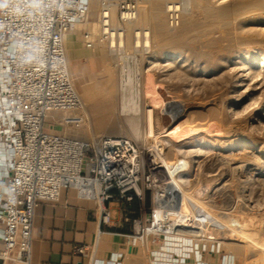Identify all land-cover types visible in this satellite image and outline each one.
Segmentation results:
<instances>
[{
    "label": "bare ground",
    "instance_id": "1",
    "mask_svg": "<svg viewBox=\"0 0 264 264\" xmlns=\"http://www.w3.org/2000/svg\"><path fill=\"white\" fill-rule=\"evenodd\" d=\"M140 1L143 3L136 5L133 19L107 42L111 55L114 47L138 48L139 54L117 50V76L112 77V68L105 64V77L99 84L95 81L83 87L81 98L83 111L87 114L86 110H90L98 126L106 119L123 116L126 133L145 145L147 161L166 176L161 189V174L158 171L152 175L154 207L162 209L155 224L163 235V244L154 252L151 264H174L173 257L177 264H187L188 258L193 259V264H214L213 257L205 258L201 250L203 241L209 249L219 239L216 232L205 228L209 224L215 225L216 231L229 228L235 232L234 251L248 253L246 264H264V172H254L253 184H245L249 209L239 213L237 227L218 218L208 203L192 198L189 189L191 172L200 169L204 158L219 155L232 165L241 153L244 157L233 167L247 169L253 160L245 154L255 160L264 157V0ZM174 13L179 19L170 25L169 16ZM83 24H91L90 30H96L92 29L95 23L88 19L77 23L65 34L64 46L67 34L77 33ZM102 50L98 46L94 53L104 63ZM150 77L153 83L146 84ZM99 91L103 93L100 97ZM150 92L163 99L164 108L159 113L161 131L155 129L156 105L150 102ZM173 93L187 100H177ZM187 117L191 120L187 121ZM186 121L188 128L178 132ZM134 147L144 167L142 156ZM240 147L239 154L231 156L236 158L225 155L227 148ZM202 171L205 176L211 172L209 167ZM177 238L179 244L172 245ZM220 245L221 242L219 252ZM142 249L145 255L150 254L147 244L143 243ZM195 255L200 259L196 260Z\"/></svg>",
    "mask_w": 264,
    "mask_h": 264
},
{
    "label": "built area",
    "instance_id": "2",
    "mask_svg": "<svg viewBox=\"0 0 264 264\" xmlns=\"http://www.w3.org/2000/svg\"><path fill=\"white\" fill-rule=\"evenodd\" d=\"M88 7L87 0H0V264L30 261L34 209L57 201L62 190L94 201L106 225L109 202L143 200L145 187L149 213L132 218L127 241L149 246L162 234L155 224L162 209L154 207V184L134 144L93 132L72 81L64 36L87 19ZM135 12L133 0H100L98 32H82L84 47L109 42ZM178 19L171 14L170 25Z\"/></svg>",
    "mask_w": 264,
    "mask_h": 264
},
{
    "label": "rangeland",
    "instance_id": "3",
    "mask_svg": "<svg viewBox=\"0 0 264 264\" xmlns=\"http://www.w3.org/2000/svg\"><path fill=\"white\" fill-rule=\"evenodd\" d=\"M99 1L100 0H89V3H88V5H89V7H88V17H87V19H88V21L90 23L91 22L95 23V21H96V16H97L98 8H99ZM133 1H135L137 6H140V4L143 3L140 0H138V1L137 0H133ZM112 9H113L112 12H111V14H112V23L114 22V24H116L117 23V10H116L115 6ZM81 23H83V22H81ZM90 25L91 24H89L88 26L85 25V24L81 25L82 26L81 27V31H80L81 39H82V32L84 30H89L94 35L97 34L98 30H97L96 24H94L92 26V29L93 28L96 29L95 31L94 30L93 31L90 30L91 29ZM123 28H125V25L123 26ZM95 32H96V34H95ZM98 46L102 47V49H103L102 51L104 52V56L105 57H104V63L100 62V64H101L100 65V69L97 72H94V73L90 74L89 76H86V77H84L82 79L80 77L75 76L72 73H70L71 77H72V81L74 83V87L77 90L80 98H81V95L83 93V87H85L87 85H91V84L96 83V82L99 84V81H101L103 79V77H105V73H106V66H104L105 64H107V67H110V69L112 68V70H111L112 73L110 72L111 76L112 77H116L117 76L116 73L118 72V70H116V69L119 68V63H120V61L117 60L119 51L121 53H124V54H131V53L132 54H136V55L139 54V51L137 50L138 48H136V49H131V48L130 49H125L124 47H120V50H119V48H117V47H114V48L112 47L114 49V51L111 52L112 53V55H111L110 54V49H108L107 41H97L95 43L93 49H97ZM117 50H118V52H117ZM106 58H107V60H106ZM108 64H110V65H108ZM99 73H100V75H99ZM98 76H99V78H98ZM150 78H149L150 80L147 79V81H145L146 84L153 83L152 77H150ZM145 88H146V90H148L147 89V85H145ZM100 94H103V93H101V91H99L98 97L101 96ZM151 94H153V93H151ZM151 94H150V97H151L150 98V102L152 104H154V106L156 105L155 106L156 107L155 113L153 115L155 129H156V131H161L162 130V122H161V118H160L161 114H159V113H160V109L162 110V108H164L163 99L159 98V97H156L154 94L151 96ZM178 94L177 93H173L172 95L173 96L174 95L178 96ZM177 96H174L177 100H180V99H181V101L187 100L181 94L178 96L179 98ZM81 100H82V98H81ZM83 102H84V100H83ZM86 111H87L86 115L88 117V120H89V123L91 125V128H92L93 132L96 135H107V136H111V137L123 136V137L131 140L134 143V145L137 147V151L140 154V156H142V159H143L144 164H145V166H144L145 174L149 173L150 178H151V180L153 182L152 175L156 174L159 171V174H161L160 175L161 177L158 176L159 177V181H158L159 184L158 185H160L161 189L163 187H165L166 176L162 175L163 174L162 170H158L157 171V169L155 168V165L153 166L147 161V150H146L145 145L142 144V142H140L139 140H134L133 138H131L129 136V134H127L128 133V128L126 126V122H125V119H124L123 116H120L119 117L120 119H116V120L114 118H112L110 120L106 119L105 121H107V122L103 123L102 126H98L96 124V121L94 120V116L92 115L90 110H89V112H88V110H86ZM196 116H197L196 114L193 115V117H196ZM47 120H50V118H48ZM186 120L190 121L191 119L189 117H187ZM187 121L181 125L182 127H180L178 129V132H184V130L188 128L189 123ZM113 124H114V126H113ZM104 125H105V128H104ZM111 125L113 126L112 129L110 128ZM106 128H108V129H106ZM54 129L55 130H60V127L59 126H54ZM103 130H105V131H103ZM140 143L142 144V146H144L143 148H141L142 146L140 145ZM146 145H147V143H146ZM241 148L242 147L237 148L236 150L227 148V153L225 155H228L229 158L231 156H235L234 154L235 153L237 154V151L239 149H241ZM246 155H247L248 158L250 157V159L253 160L252 161L253 164H251L247 169H245L244 167L234 168L236 165H239V163H240L239 160H241L244 157V155H241V153L238 156H236V157H239V160L236 161L232 165H230L229 164L230 161L228 162L225 158L223 160V158L220 157L219 155H216V156L213 155L210 158H208V157L204 158L205 160L200 164V169L198 168L197 170L192 171L191 172L192 176L190 177V179L192 180V181H190V186L191 187L189 186L191 197L194 198L195 200L201 201L203 203H205V202L208 203V204H206V203L205 204L207 206H209L215 212V214H216V216L218 218L229 220L230 221V225L231 226L235 225L236 227L239 226V225H237L238 224L237 223L238 222L237 221V219H238L237 216L239 215V213H241V214L245 213L246 210L249 209V196H248L247 191H245L246 187L249 184H253V181H254L253 180V178H254L253 174H254V172H264V157L258 158V159L255 160L254 159L255 157L254 158L251 157L252 155L245 154V156ZM236 157H231V158H236ZM247 157H245V158H247ZM144 159H146V160H144ZM145 162H148V163H145ZM231 162H233V160H231ZM152 167H154L155 170H154V168L152 169ZM206 167H209V169L211 170V172L209 173L210 175H208V176H205L204 172L202 171ZM218 177H219V179H218ZM231 178H232V180H231ZM239 181H240V183H239ZM235 182L236 183L238 182L237 185H236ZM229 183H231V184L229 185ZM247 183H248V185H247ZM143 184H144V186H147L148 182H144ZM254 185H255V182H254ZM233 186H234V188H233ZM149 187H150L151 191H153V188L151 186H149ZM230 187H232V188H230ZM205 188H206V190H205ZM236 189H237V191H236ZM239 189L241 191H239ZM191 197L188 198V199L190 201V208H193V203L191 202V199H192ZM150 200H151V192H150V190H148L147 188L144 187L143 200H136L137 201V206H138V211H139V214H141V215L135 216V217H142V219H143L144 216L148 215L149 211L147 210V207L150 204ZM205 228L212 229L213 232H216V234H217L216 237L219 238L218 242L215 245L213 243H211L209 249L207 248L209 250L208 253L206 252L207 249L205 247V241H203L201 250L203 251V254L205 255V258H207L208 256H212L213 258L211 259V261H213L214 264H234V262H235V264H241V263L242 264L243 263L246 264L245 261L249 258L248 257V253L243 252V251H239V252L238 251H234V244L237 243V241H236L237 236H236L235 232H233L229 228L228 229H221V230L218 229L216 231L215 230L216 229L215 225H213V224H209ZM217 232H219V233H217ZM162 238H163V235H160L159 239H158L159 241L156 244L147 246V250H148V252H150V254H148V255H145L144 254L145 250L143 251L142 247H140L139 254L132 256L130 258V260H129L130 262L128 264H151V260L154 259V252L157 251L159 249V246L163 244V239ZM176 240L177 241L171 242V244L172 245L179 244L178 241H180V239L177 238ZM220 242H221V245H220L221 252L218 251V247H219V243ZM182 243H184V240L182 241ZM187 243L191 244L190 241H187ZM228 243H229L230 247H227V246H229ZM231 244H232V248L233 249L231 248ZM196 247L197 246L195 244L194 248L196 249ZM169 254L171 255L172 253H169ZM234 257H235V260H234ZM237 257H238V259H237ZM173 259L175 260L174 264H177L176 263L177 259L174 258V257H173ZM195 259L196 260L200 259L199 255H198L197 258H196V255H195ZM225 259H226V261H225ZM241 259L244 260V261L242 262ZM229 260H231V261H229ZM186 261H187V264H193V259L192 258H191V260L188 258V259H186ZM156 264H160V263L157 261Z\"/></svg>",
    "mask_w": 264,
    "mask_h": 264
},
{
    "label": "crops",
    "instance_id": "4",
    "mask_svg": "<svg viewBox=\"0 0 264 264\" xmlns=\"http://www.w3.org/2000/svg\"><path fill=\"white\" fill-rule=\"evenodd\" d=\"M80 31L67 34L65 52L70 73L82 79L97 72L101 64L95 49L84 47ZM109 206L110 222L105 225L99 220L96 203L78 199L72 189L62 190L55 202L38 203L27 264H128L140 252V247L127 241L132 218L141 215L137 201L109 202ZM120 207L125 209L124 214Z\"/></svg>",
    "mask_w": 264,
    "mask_h": 264
}]
</instances>
